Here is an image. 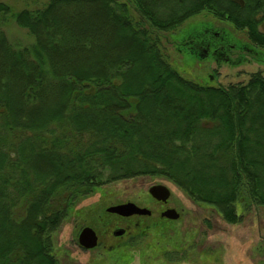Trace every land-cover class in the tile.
Segmentation results:
<instances>
[{"label":"trees","instance_id":"16d2710c","mask_svg":"<svg viewBox=\"0 0 264 264\" xmlns=\"http://www.w3.org/2000/svg\"><path fill=\"white\" fill-rule=\"evenodd\" d=\"M130 1L136 21L119 0L0 2V264H62L53 233L123 179L167 177L233 224L239 202L264 206V74L205 85L161 46V32L208 12L261 55L264 0ZM13 23L29 44L10 40Z\"/></svg>","mask_w":264,"mask_h":264},{"label":"rangeland","instance_id":"374dc122","mask_svg":"<svg viewBox=\"0 0 264 264\" xmlns=\"http://www.w3.org/2000/svg\"><path fill=\"white\" fill-rule=\"evenodd\" d=\"M48 1L0 0L15 11L42 8ZM119 2L127 3L135 20L138 15L131 9V1ZM207 29L221 32L225 29V37L240 39L237 47L228 46L229 61L224 55L216 59L211 50L205 56L204 47L200 51V35ZM233 29L230 22L202 12L187 19L175 31L161 32V46L172 66L188 79L205 85L246 83L252 73L264 74V53L260 55L262 51L249 43L245 32ZM6 30L14 43L27 45L32 41L27 31L14 23L6 26ZM155 184H164L171 190L168 202L180 212L178 219L161 216L158 205L150 199L149 188ZM127 201L149 206L153 216L123 219L124 225L132 229L131 235L124 239V244L113 245L111 251L107 247L114 241L106 239V249L104 245L93 250L82 249L78 243L80 230L84 226L94 227L103 239V222L106 220L107 228L114 222L107 208ZM245 204V201L237 204L242 220L233 224L225 221L213 206L191 199L167 177L143 175L123 179L98 187L76 203L53 233L54 249L62 264H264V206L245 207Z\"/></svg>","mask_w":264,"mask_h":264},{"label":"flooded vegetation","instance_id":"af4514ba","mask_svg":"<svg viewBox=\"0 0 264 264\" xmlns=\"http://www.w3.org/2000/svg\"><path fill=\"white\" fill-rule=\"evenodd\" d=\"M205 32H206V35H205V38L202 40V44H203L204 52L206 53V55L203 52L201 54L202 55H205V56H209L211 54V52H213L214 55H216V54L217 55H220V56L221 55H224L225 56V60L229 61V57H228V55H229V53H228V45L231 46L233 44H230L228 42V40L225 39L224 33L221 32V31H216V30H212V29H207ZM211 38H215V39H211ZM186 40H187V42L189 44V37ZM202 44H200V50L203 48L202 47ZM210 50H211V52H210ZM150 199L152 200V202L154 201L156 203V205H158V207H159V210L158 211L160 212V214H161L162 217L166 218L167 220L168 219H170V220H176V219L168 218L165 215V212L167 210H169L171 208L176 209V207L170 206V204L168 202L169 199L166 202L165 201H161V200H157L151 194H150ZM108 208H107V212H108ZM146 208L150 209L149 206H147ZM150 210H151V213L150 214L133 215V216H130V217H124V216H120V215H118L116 213L108 212L109 215L111 217H113L114 222L111 223L110 224V227H108V228L106 227V225H107L106 220L103 222L104 223V229H105L104 230V234H102V235H104L103 239L100 236L101 234H99L97 232L96 228L92 227L96 231V233L98 235V245L95 248H98L100 245H104L105 246V249H106V247L108 245L106 243L104 244V239L110 240V241H114V242H112L111 245H109V247H107L109 249V251L112 250L113 245L114 246H120V245L124 244V239L126 237H128L129 235H131L132 229L129 226H125L122 220L123 219L132 218V217H135V216L136 217H142V216L151 217V216H153L154 211L152 209H150ZM179 214H180V212H179ZM101 218L103 220L104 219H109V217H106V218L101 217ZM85 227H88V226H84L80 230V232H79V235H78V243H79L80 247L82 249L86 250V251L87 250H93L95 248H92V249L85 248L79 242L80 233H81V231ZM89 227H91V226H89Z\"/></svg>","mask_w":264,"mask_h":264},{"label":"water","instance_id":"95a60500","mask_svg":"<svg viewBox=\"0 0 264 264\" xmlns=\"http://www.w3.org/2000/svg\"><path fill=\"white\" fill-rule=\"evenodd\" d=\"M149 193L157 200L167 201L171 196V190L164 184H155L149 188ZM108 212L116 213L120 216L130 217L133 215L150 214L151 210L146 207H141L135 202L127 201L124 203L112 205L108 208ZM165 215L171 219H178L180 214L176 209H169ZM80 244L88 249L95 248L98 245V235L92 227H85L79 236Z\"/></svg>","mask_w":264,"mask_h":264}]
</instances>
